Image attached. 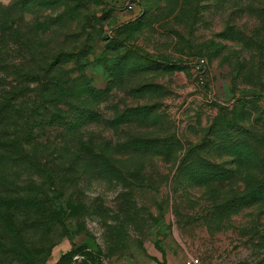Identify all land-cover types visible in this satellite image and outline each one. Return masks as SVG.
Instances as JSON below:
<instances>
[{"label":"rangeland","instance_id":"obj_1","mask_svg":"<svg viewBox=\"0 0 264 264\" xmlns=\"http://www.w3.org/2000/svg\"><path fill=\"white\" fill-rule=\"evenodd\" d=\"M78 237L264 264V0H0V264Z\"/></svg>","mask_w":264,"mask_h":264},{"label":"crops","instance_id":"obj_2","mask_svg":"<svg viewBox=\"0 0 264 264\" xmlns=\"http://www.w3.org/2000/svg\"><path fill=\"white\" fill-rule=\"evenodd\" d=\"M88 245L86 250L88 251H96V245L93 246L90 239L79 238L76 242H73L72 245L80 246V245ZM153 251L149 252L147 249L141 250L139 253L135 255V257L130 258L127 256L116 257L112 259L107 264H182L185 258L182 255L176 254L174 257V252L172 248L167 250L166 247L161 246L158 241L153 242ZM166 246V245H165ZM104 260V259H103Z\"/></svg>","mask_w":264,"mask_h":264},{"label":"trees","instance_id":"obj_3","mask_svg":"<svg viewBox=\"0 0 264 264\" xmlns=\"http://www.w3.org/2000/svg\"><path fill=\"white\" fill-rule=\"evenodd\" d=\"M129 49L131 51H134L138 54H140L141 56H144V57H147V58H150L151 60L155 61V62H158L160 64H164V65H167L169 66L170 62L168 61H162V60H158L156 58H153V57H150L148 54H145L144 52H141L139 50H136L134 47L132 46H129ZM145 144H143V146L141 147L140 145H138L137 143L135 144H132V143H129V144H126L124 146V148L126 149H129V150H133V151H137V150H141V152H151V153H155V150H154V146H155V139H145ZM151 147V148H150ZM153 147V149H152ZM86 253V255L88 256L89 260L91 261L90 257H89V252L88 250H86V248L84 246H75V245H71V248L63 255V256H67L68 260H69V263H70V259H71V256L76 253V252H83ZM99 251V250H98ZM96 251L95 253H97L99 255L100 252ZM91 253V252H90ZM92 263V261H91ZM92 264H101V260L97 263H92Z\"/></svg>","mask_w":264,"mask_h":264},{"label":"built area","instance_id":"obj_4","mask_svg":"<svg viewBox=\"0 0 264 264\" xmlns=\"http://www.w3.org/2000/svg\"><path fill=\"white\" fill-rule=\"evenodd\" d=\"M69 264H92L86 253L76 252L71 256ZM101 264H107L105 260H102ZM182 264H201L200 259L196 256H189L183 260Z\"/></svg>","mask_w":264,"mask_h":264},{"label":"clouds","instance_id":"obj_5","mask_svg":"<svg viewBox=\"0 0 264 264\" xmlns=\"http://www.w3.org/2000/svg\"><path fill=\"white\" fill-rule=\"evenodd\" d=\"M118 194H119L118 191L113 193V198H115V196L118 195Z\"/></svg>","mask_w":264,"mask_h":264}]
</instances>
